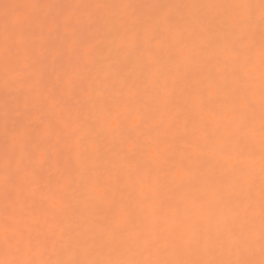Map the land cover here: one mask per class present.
<instances>
[{"label":"snow or ice","instance_id":"6c2138e0","mask_svg":"<svg viewBox=\"0 0 264 264\" xmlns=\"http://www.w3.org/2000/svg\"><path fill=\"white\" fill-rule=\"evenodd\" d=\"M101 9L118 11H93ZM101 31L149 66L167 52L179 70L194 49V85L178 98L175 80L150 76L164 104L145 112L131 90L77 94V69L93 61V45L69 36ZM0 54L5 87L25 90L23 108L4 106L0 264H264V0L5 3ZM48 55L60 61L51 70ZM53 133L63 162L41 184ZM73 137L78 159L89 150L99 156L111 137L121 167H73ZM178 191L183 212L161 197ZM69 209L89 226L70 223Z\"/></svg>","mask_w":264,"mask_h":264},{"label":"bare ground","instance_id":"6f19581e","mask_svg":"<svg viewBox=\"0 0 264 264\" xmlns=\"http://www.w3.org/2000/svg\"><path fill=\"white\" fill-rule=\"evenodd\" d=\"M61 3V4H121V3H225L229 0H0V10H3L5 3ZM88 10H79V14H84ZM97 15H107L110 12H116L117 9H101L93 10ZM182 26V25H181ZM70 39H75L77 43L80 40H87L93 45V61L88 64L86 68L77 69V94L82 90L85 94L91 93L93 96L101 95L108 96L117 92L128 94L129 91H134L137 101V107L140 111L145 112L157 108L164 104V99L160 96L154 95L148 81L150 76L155 75L158 79L168 78L171 84L173 80L176 81L177 97H182L181 89L185 86L191 87L194 85V78L191 73L197 69L195 61V50L192 51L191 60H182V67L177 70L174 65L167 63V52L161 53V64L149 66L147 56L140 55L138 51L128 48L123 45L119 37L105 39L102 31L94 35H81L77 33L76 37L69 36ZM54 40L52 37L45 38L43 46L47 52L50 48V41ZM259 36H257V45L254 49L252 69L258 81L260 72V56H259ZM68 53L66 52L64 64L68 67ZM59 60H56L53 55L47 56V65L51 70L54 66H58ZM4 69L3 57L0 54V164L4 158V106L5 100L13 106L17 104L23 108L24 92L19 85H10L7 88L4 83ZM223 82V81H221ZM123 85V86H122ZM65 95L70 105H75L76 97L72 94L70 89L65 90ZM257 118V124H258ZM81 133L88 134L87 127L81 128ZM51 142L55 145L50 151L49 164L44 165L39 170L38 179L41 184H44L50 175L55 171L56 161L63 162L61 153L64 149V144H56L55 133L52 135ZM118 144L111 137L103 141V149L101 154L97 156L93 151L89 150L77 158L75 138L73 137V158L72 165L75 168L80 167L81 162H86L89 167L95 166L97 171H104L106 168L121 167V161L114 155L115 147ZM258 162L260 154V144L258 137L252 144ZM169 195L173 198L178 211L183 212L185 201L183 199L182 191L175 193L161 192L162 198H167ZM3 188L0 186V209L4 206ZM87 213H85V217ZM67 218L70 223L80 225L81 227H88L87 219H82L80 216L72 215L71 209L67 213ZM3 256L0 255V259Z\"/></svg>","mask_w":264,"mask_h":264},{"label":"rangeland","instance_id":"374dc122","mask_svg":"<svg viewBox=\"0 0 264 264\" xmlns=\"http://www.w3.org/2000/svg\"><path fill=\"white\" fill-rule=\"evenodd\" d=\"M3 10H0V13H2Z\"/></svg>","mask_w":264,"mask_h":264}]
</instances>
